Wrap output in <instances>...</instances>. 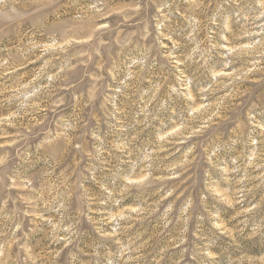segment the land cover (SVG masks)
<instances>
[{"label": "rangeland", "instance_id": "obj_1", "mask_svg": "<svg viewBox=\"0 0 264 264\" xmlns=\"http://www.w3.org/2000/svg\"><path fill=\"white\" fill-rule=\"evenodd\" d=\"M0 264H264V0H0Z\"/></svg>", "mask_w": 264, "mask_h": 264}]
</instances>
